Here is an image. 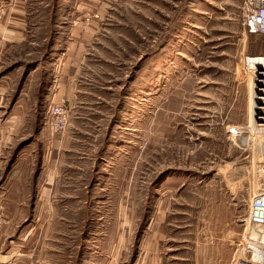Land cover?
<instances>
[{"label": "rangeland", "instance_id": "1", "mask_svg": "<svg viewBox=\"0 0 264 264\" xmlns=\"http://www.w3.org/2000/svg\"><path fill=\"white\" fill-rule=\"evenodd\" d=\"M243 1L0 0V264L248 256L264 35Z\"/></svg>", "mask_w": 264, "mask_h": 264}, {"label": "built area", "instance_id": "2", "mask_svg": "<svg viewBox=\"0 0 264 264\" xmlns=\"http://www.w3.org/2000/svg\"><path fill=\"white\" fill-rule=\"evenodd\" d=\"M243 26L246 33L264 35V0H244ZM245 69L258 79L257 93L254 90L253 109L259 125H264V54H250L243 58ZM255 82V81H254ZM256 88V86H255ZM47 116L52 132L62 131L67 123V111L61 104H52ZM242 256L234 264H264V189L255 195L248 206L246 214Z\"/></svg>", "mask_w": 264, "mask_h": 264}, {"label": "bare ground", "instance_id": "3", "mask_svg": "<svg viewBox=\"0 0 264 264\" xmlns=\"http://www.w3.org/2000/svg\"><path fill=\"white\" fill-rule=\"evenodd\" d=\"M254 81H255V86H256V88H255L256 91H255V92L257 93V90H258L257 88H258V86H259L258 79L255 78ZM252 169H253V168H252Z\"/></svg>", "mask_w": 264, "mask_h": 264}, {"label": "crops", "instance_id": "4", "mask_svg": "<svg viewBox=\"0 0 264 264\" xmlns=\"http://www.w3.org/2000/svg\"><path fill=\"white\" fill-rule=\"evenodd\" d=\"M2 145V147L4 148L5 145V141L4 139L1 138V133H0V146ZM18 164V163H17Z\"/></svg>", "mask_w": 264, "mask_h": 264}]
</instances>
